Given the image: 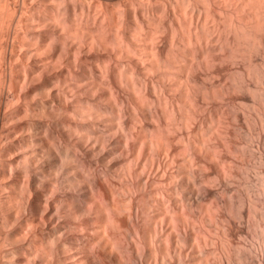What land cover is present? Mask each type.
Returning <instances> with one entry per match:
<instances>
[{"label":"bare ground","instance_id":"1","mask_svg":"<svg viewBox=\"0 0 264 264\" xmlns=\"http://www.w3.org/2000/svg\"><path fill=\"white\" fill-rule=\"evenodd\" d=\"M0 264H264V0H0Z\"/></svg>","mask_w":264,"mask_h":264},{"label":"rangeland","instance_id":"2","mask_svg":"<svg viewBox=\"0 0 264 264\" xmlns=\"http://www.w3.org/2000/svg\"><path fill=\"white\" fill-rule=\"evenodd\" d=\"M250 239V238H249Z\"/></svg>","mask_w":264,"mask_h":264}]
</instances>
